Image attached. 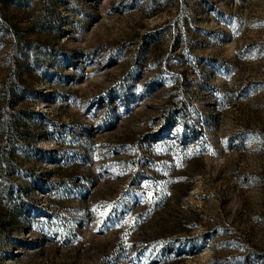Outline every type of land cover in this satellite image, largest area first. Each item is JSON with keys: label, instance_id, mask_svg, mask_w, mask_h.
I'll return each instance as SVG.
<instances>
[{"label": "rangeland", "instance_id": "1", "mask_svg": "<svg viewBox=\"0 0 264 264\" xmlns=\"http://www.w3.org/2000/svg\"><path fill=\"white\" fill-rule=\"evenodd\" d=\"M0 264H264V0H0Z\"/></svg>", "mask_w": 264, "mask_h": 264}]
</instances>
